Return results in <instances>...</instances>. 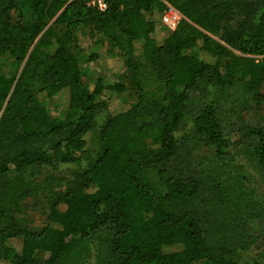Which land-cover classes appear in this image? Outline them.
<instances>
[{
    "label": "trees",
    "instance_id": "obj_1",
    "mask_svg": "<svg viewBox=\"0 0 264 264\" xmlns=\"http://www.w3.org/2000/svg\"><path fill=\"white\" fill-rule=\"evenodd\" d=\"M166 4L183 19L161 37ZM0 58L24 64L0 61V264H245L264 223V122L241 118L264 115V0H0ZM61 93L55 115L40 96Z\"/></svg>",
    "mask_w": 264,
    "mask_h": 264
},
{
    "label": "rangeland",
    "instance_id": "obj_2",
    "mask_svg": "<svg viewBox=\"0 0 264 264\" xmlns=\"http://www.w3.org/2000/svg\"><path fill=\"white\" fill-rule=\"evenodd\" d=\"M27 20H31V16H26ZM167 35V31L162 27L160 29V36L164 37ZM98 52L102 55H105L107 47H102L100 44L97 45ZM79 58H83L84 55H78ZM1 62H4L6 64H9L12 68V70L16 72H20L23 65L17 66L10 64V61L7 58H0ZM86 84L89 86L93 83V76L88 74V76L85 79ZM264 94V89H263ZM40 100L46 105L48 110L55 114V115H63L64 113V107H65V97L64 94H58L54 96L53 98H47L46 96H40ZM123 100L126 103H131L133 100L130 99L127 95H123ZM224 119L225 115H221ZM241 118L247 122L248 124L256 125L261 124L264 122V115L260 113L258 110H253L251 113H244L241 115ZM106 120V113L102 112L98 117V129H100V126L104 124ZM226 121L224 120L223 124L224 126H228L230 128V124L236 122V118ZM191 126L190 124H186L184 128L181 130L180 135L181 136H187L190 135ZM238 135L233 139L234 141L238 140ZM237 153V150L235 151ZM196 153V154H195ZM194 154L191 155V159L193 162H195L199 157L206 155V150H197ZM181 160H179L180 162ZM239 162L244 164V161L242 158H239ZM73 169L67 168V167H61V168H45L41 167L37 170H32L31 172H39L35 178L38 181H42L48 177H58L63 180L64 184H67L73 179ZM245 172L248 174L250 171L247 170L245 167ZM256 189L258 191L257 199L259 202H261L264 205V188L260 184H256L254 182ZM48 201L44 194L36 195L32 198L27 199L23 203V214H21V218L26 220V225L29 228H32L34 230H40L44 227L46 222V217L48 213ZM255 236L259 240V245L251 250L250 252H247L243 255V263L245 264H264V223H261L260 225H255L254 227Z\"/></svg>",
    "mask_w": 264,
    "mask_h": 264
},
{
    "label": "built area",
    "instance_id": "obj_3",
    "mask_svg": "<svg viewBox=\"0 0 264 264\" xmlns=\"http://www.w3.org/2000/svg\"><path fill=\"white\" fill-rule=\"evenodd\" d=\"M70 1H86L90 7L95 9L98 13H105L109 9L110 0H70ZM183 19L182 15L176 11L172 6L166 4V9L161 16L162 27L169 32L177 29L180 21Z\"/></svg>",
    "mask_w": 264,
    "mask_h": 264
}]
</instances>
